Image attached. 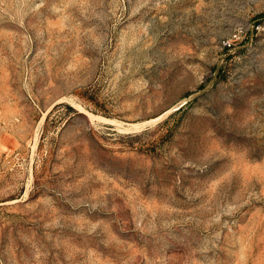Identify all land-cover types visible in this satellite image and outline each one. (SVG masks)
<instances>
[{
  "label": "rangeland",
  "instance_id": "obj_1",
  "mask_svg": "<svg viewBox=\"0 0 264 264\" xmlns=\"http://www.w3.org/2000/svg\"><path fill=\"white\" fill-rule=\"evenodd\" d=\"M0 264H264V0H0Z\"/></svg>",
  "mask_w": 264,
  "mask_h": 264
}]
</instances>
